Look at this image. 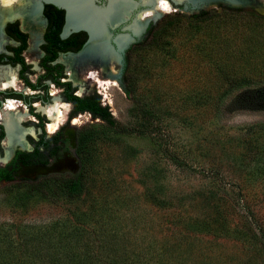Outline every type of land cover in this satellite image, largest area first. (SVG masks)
Segmentation results:
<instances>
[{
  "label": "rangeland",
  "instance_id": "rangeland-1",
  "mask_svg": "<svg viewBox=\"0 0 264 264\" xmlns=\"http://www.w3.org/2000/svg\"><path fill=\"white\" fill-rule=\"evenodd\" d=\"M163 1L169 12L155 15L122 61L109 66L118 80L108 74L104 85L99 73L88 79L78 67L87 80L82 93L68 76L78 95L99 94L116 120L92 148L83 195L62 196L56 178L35 194L28 187L43 180L0 185V264H12V255L13 264H72L73 254L78 264H106L110 253L144 264H264V101L255 98L264 93V2ZM201 11L216 15L199 21ZM16 19L28 32L24 58L35 82L43 74L45 22ZM4 39V49L16 45ZM7 81L0 77V87ZM13 89L32 93L21 81ZM51 93L67 105L61 90ZM13 105L37 123L24 105ZM76 119L77 128L107 129L89 114ZM220 211L229 234L218 230Z\"/></svg>",
  "mask_w": 264,
  "mask_h": 264
},
{
  "label": "bare ground",
  "instance_id": "bare-ground-1",
  "mask_svg": "<svg viewBox=\"0 0 264 264\" xmlns=\"http://www.w3.org/2000/svg\"><path fill=\"white\" fill-rule=\"evenodd\" d=\"M44 1H53L67 7L69 14L66 25V33L75 30L74 28L77 26L84 25L92 32V35L95 37L97 36L99 39V48H96L95 45H88L85 50L77 55L74 59L63 58V60H61V62L67 65V71L71 80L82 87V93L85 89L84 87L86 86L84 81L87 80L80 79V70L78 67H81V69L83 68L84 71H86L84 74H86L88 79H91L93 76L95 77V75L99 73L97 76H101L102 81L100 82L104 85L109 83V78L107 79L105 76H108V74L110 76L112 74H117V72L111 69L109 66L112 63L119 62V57L112 53H109V57H107V43L110 39V34L107 32L106 25L109 21H117L116 23L120 24L122 21L129 19L137 10L138 6H142L145 8V10L137 13L135 21L130 27L135 35H139L143 29V26L148 21L153 19L155 15L168 13L171 9L170 4L163 0H107L109 1V6L105 9L96 7L94 5V3L98 4L99 0H0V49L4 43L2 40V29L4 28V24L9 20L12 21L18 17H22L24 21L28 23H32L33 17L40 19L41 5ZM138 1L140 4L137 3ZM173 1L176 3L182 2L184 0ZM245 1L247 3L253 2L256 4L264 2V0ZM117 42L120 49H124L128 46V44L133 43L134 40L129 39L128 36H123L118 38ZM99 56L101 58H99ZM109 62L111 63L110 65ZM1 76L8 80L7 83L3 85V87L9 88L10 86H14L16 83L15 77L8 76L6 72H1L0 77ZM113 79L116 80V75ZM60 106L58 105V100H54V103L49 107L45 108L44 110H40L47 114L51 120V122L48 124L50 133L55 132L65 120L63 109H65L67 105L63 106L62 108ZM13 110H15L13 101H9L6 108V113L3 116L4 118L2 117V121L7 130V138L4 143L6 159L4 162L0 160V163H5L7 160H9L11 152L17 147L28 146L25 141L27 134H32L35 136L33 128H23L25 117L14 113Z\"/></svg>",
  "mask_w": 264,
  "mask_h": 264
},
{
  "label": "flooded vegetation",
  "instance_id": "flooded-vegetation-1",
  "mask_svg": "<svg viewBox=\"0 0 264 264\" xmlns=\"http://www.w3.org/2000/svg\"><path fill=\"white\" fill-rule=\"evenodd\" d=\"M170 1L172 2V5H174V4L176 5V3L173 0H170ZM104 2L106 3L107 0H101L100 5L104 4ZM204 2H212V0H205ZM137 3L140 4L139 1ZM189 3L193 4L192 2H189ZM228 5L231 6L230 4H228ZM194 6H196V4H193V7ZM143 10H145L144 7L138 6L137 10L131 16L132 17L131 20L135 19L137 13L141 12ZM201 13H205V12L201 11L200 14ZM44 18L46 19L45 16H44ZM16 22L19 23L20 30L23 33H25L22 30V21H21V25H20L19 19H17L14 22H11V23H16ZM47 22H48V20H47ZM129 22L132 23L131 21H129ZM11 23H9V24H11ZM65 23H66V12H65ZM130 23H128V24H130ZM47 28H48V23H47V27L45 24V30H44V34H43V38H42V45L40 47L42 50V53H43L41 60L46 55V53L42 49V47L46 43L44 36H45L46 31H47ZM81 32H84V31H81ZM27 33H25V34H27ZM119 33H121V29H118L115 32V35H119ZM2 35H3L4 43L0 49V73L4 72V71L5 72L14 71L16 82H18V81L23 82L24 86H26L32 93L26 94L21 90L13 89V86H10L8 88V87H3V85H1L2 87H0V111H2V109L4 108V110H3V112H4L7 103L9 101H13L14 104L16 102V103H19L21 105H24L28 109V112L30 113V115L33 116L34 119H37V123L36 122L35 123H29L28 121L26 122V119H25V122L23 123V127L26 129L33 128L34 132H35V136H33L32 134H27L25 141H26L28 146L27 147H17L15 150H13L11 152L9 160H7L5 163H2L6 159V151L4 148V143H5V140L7 138V130H6L5 126L0 122V160H2V162L0 163V185H2V184L9 185V184H17V183H37L39 181H42V180H45L48 178L49 179L54 178V177L70 178L72 176L77 175L82 169V159H81V156L79 154V143H80L81 131L84 128H77V126H76L77 125V121H76L77 119L76 118L82 117L83 114L84 115L89 114L91 116V118H93V119H98V118L93 117L92 114H90L87 111H78L76 114H74V111L76 108H74L73 103L66 101V99L63 95L64 89L58 88L51 81L45 82V84L50 86V88L47 90V93L41 89L34 91L29 86H27L25 83V80H24V76H27L28 80L30 82H32L29 79V76L35 74L34 70H32L33 65L28 64L24 58V53L28 50L29 45H28V48L22 53V57L24 58L25 64L27 66H29V70L26 71L24 74H22V69H23L22 65L20 63H15V64L13 63L11 58L14 57V52L10 50V48H18L20 46V43L15 41L14 39H12L8 35L7 27L5 28V34L3 32V29H2ZM4 36H6L8 38V40H10L11 42H14L16 45H8V46H5V49H4V45H5ZM87 36H88V34H87ZM61 38H62V33H61ZM87 41H88V38H87ZM28 44H29V39H28ZM115 47L117 50L118 49L117 45ZM129 47H131V46H129ZM126 50H125L123 56L125 55ZM69 53H74V52L60 53L59 57L54 62H52L51 64L52 65L62 64L64 66V75H65V78H63L62 81L72 83L71 81L67 80L68 76H69V74L66 72V69H68V68L65 67L67 65H65L63 62L60 61L62 56H68ZM109 53L110 52L108 50L107 57H109ZM99 58H101V57L99 56ZM41 60L39 61V67L43 70V74H44L45 71L41 67ZM110 64L111 63L109 62V65ZM43 74H41V75H43ZM41 75L37 76L35 82H32V83L35 84ZM117 77L118 78L120 77L119 73L117 74ZM51 87H55V88L61 90V96H58V99H59V101H61V103L67 104V106L68 105L72 106L71 110H69L67 115L65 116L64 122L53 133H49L48 129H47L48 124L51 122V120L49 119L47 114H45V113L41 114L42 111L37 112V109L39 107H46L48 105H51L54 102L55 96H54V93H51ZM13 94H19V95L26 96L27 99H20L18 97H15ZM75 95L78 97H81V98L88 96V95L80 96L81 94L78 95L77 94V88H76ZM89 95H91V94H89ZM34 96H41V98L39 97V99H32V98H34ZM31 100H34V101H31ZM101 104H102V106L107 107L105 104H103L102 99H101ZM14 107H15V105H14ZM47 133H49L50 135H48ZM66 160H68V161L75 160L76 163L80 164V166H81L80 171L78 173H73V172L69 171V172H64L61 174H53V175H49V176H36V177L30 178V179L24 178L22 176V171L25 167L34 166V165H48V166H50V165H53L59 161H66Z\"/></svg>",
  "mask_w": 264,
  "mask_h": 264
},
{
  "label": "trees",
  "instance_id": "trees-1",
  "mask_svg": "<svg viewBox=\"0 0 264 264\" xmlns=\"http://www.w3.org/2000/svg\"><path fill=\"white\" fill-rule=\"evenodd\" d=\"M207 15L208 20H212L215 17V13L208 14V13H202L196 17L199 21H205L203 18ZM44 16L48 20V28L45 33L44 39L45 44L43 45L42 49L45 51L46 55L41 60V67L44 69L45 73L41 75L38 78V81L34 84L30 82L27 78V76H24V80L27 86H29L32 90H44L47 93V90L50 88L49 85L45 84L47 81H51L54 83L58 88L64 89V97L66 101L71 102L74 104V114H76L78 111H87L90 114H92L93 117L98 118L106 123L107 129H100V128H84L81 131L80 135V143H79V154L82 159V169L81 171L70 178L67 177H54L56 179H59V185L58 192L62 195L67 197L68 199L74 200L80 198L85 189V177L83 176L85 166L87 163H90L91 157H92V148L96 147L98 144V141H101L103 139H106L109 137L108 128H114L116 126V120L113 118L111 111L108 107H104L101 104V96L99 94L93 93L91 95H88L86 97H78L75 95L76 88L73 87L72 83L70 82H63V78H65L64 75V66L62 64H55L52 65L51 63L54 62L58 57L60 53L65 52H79L84 44L87 41V34L85 32H79L74 33L67 39L61 38V33L63 31L64 25H65V11L63 9H60L52 4H46L44 8ZM178 16H175L173 19H177ZM7 32L8 35L14 39L15 41L20 43V46L18 48H10L11 51L14 52V57L11 58L13 63H20L22 65V74H24L26 71L29 70V66L25 64L24 58L22 57V53L28 48V35L23 33L19 28V23H11L7 26ZM243 84V83H242ZM15 97H18L20 99H27L26 96L19 95V94H13ZM41 96H34L32 99H39ZM260 97V98H259ZM256 99H260L264 101V93L260 96L255 97ZM252 99L251 95H248L246 97V100ZM34 101V100H31ZM178 163H180V160H178ZM54 178L51 179H45L44 185L42 187H28L33 194L41 191H48L51 188V184L54 182ZM35 184V183H32ZM46 188V189H45ZM52 190H55L56 188H53ZM243 192V191H242ZM55 195V193H53ZM241 197V195H240ZM24 198H27L24 196ZM222 202V201H221ZM217 207V206H216ZM218 209H221L219 206ZM216 222L217 225H220L219 231H223L224 233L227 232L229 234L228 228H226L225 218L223 213L218 212L216 216ZM208 226L211 227L210 223H207ZM58 225L54 227V230H58ZM208 229V228H207ZM210 230V229H208ZM57 233H61L58 232ZM232 236V234H231ZM244 238L248 241L253 239L252 234L248 236L247 234H244ZM251 238V239H250ZM261 240L264 243V233L261 231ZM64 242V240H62ZM70 242V241H69ZM67 243V242H64ZM87 258L90 254H87ZM110 257L108 258V261L106 264H144L141 261V258L139 256L138 259H134L130 257L126 258L125 255L120 254H112L110 253ZM11 256V254H9ZM30 259H32L30 256H28ZM11 263L13 264L12 260L13 255L11 256ZM70 262L74 264L73 262L80 261L78 258L75 257V254H73V257L69 258ZM139 260V261H138ZM53 261V260H52ZM92 264H99L103 263L99 259H90L89 263ZM85 263V262H84ZM27 264H31V261L27 260Z\"/></svg>",
  "mask_w": 264,
  "mask_h": 264
},
{
  "label": "water",
  "instance_id": "water-1",
  "mask_svg": "<svg viewBox=\"0 0 264 264\" xmlns=\"http://www.w3.org/2000/svg\"><path fill=\"white\" fill-rule=\"evenodd\" d=\"M212 1L217 2L219 0H216V1L212 0ZM223 1L225 2V0H223ZM242 1H240V0H236V1L226 0V2L228 4H230L231 6H242V5H244V3ZM201 3H203V2L197 3L196 6H194V7H198V5ZM46 4H52V5L60 8V9L65 10V12H66V23H65V26H64V29L62 32V38L63 39L70 37L73 33H78L81 31H84L88 34V41L85 43L82 50L78 53H69L68 56H75V55L82 53L88 45H95L96 48H99L100 42H99L98 37L97 36L95 37L94 35H92V32L87 27H85L84 25L77 26L74 28L75 30H73L69 33H66V25H67V21H68L69 10L67 9L66 6L60 5L59 3H55L53 1H44V3H42L41 10H40V14H41L40 17L44 20L46 27H47V23H48L47 20L44 18V8H45ZM176 4H180V3H176ZM94 5L96 7H100V8L105 9L109 6V1H107L106 3H104L102 5H99L97 3H94ZM131 19H132V17H130L127 20L122 21L120 24L116 23L117 21L111 20L106 25L107 32L110 34V39L108 40V43H107L108 50L110 53L116 54L119 57V63L122 61L123 54H124L125 50L130 46V44H128V46L125 47L124 49H120L119 44L117 42V39L120 37H123V36H128L129 39H132L135 41V40L139 39L141 37V35L146 31L148 24H149V21H148L143 26V29L140 32V34L135 35L133 33V31L130 29V27L134 23L135 19H133V20H131ZM16 20L17 19H15L13 21L9 20L4 24V28H3L4 34H5V28L7 27V25L11 22L16 21ZM129 21H131L132 23H130ZM128 23H130V24H128ZM118 29H121V33H119V35H115V32ZM116 45L118 47L117 50L115 47ZM118 79L119 78L116 76V80H118ZM80 169H81L80 164L76 163L75 160H70V161L66 160V161H59V162H57L53 165H50V166H48V165H34V166L25 167L22 171V176L24 178L30 179V178H34L36 176H49V175L61 174L64 172H69V171L73 172V173H78L80 171Z\"/></svg>",
  "mask_w": 264,
  "mask_h": 264
}]
</instances>
